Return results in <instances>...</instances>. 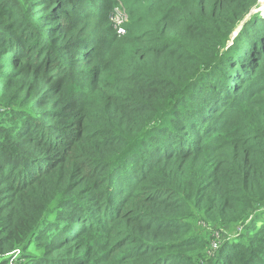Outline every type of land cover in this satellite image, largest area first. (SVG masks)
Masks as SVG:
<instances>
[{
	"label": "trees",
	"instance_id": "obj_1",
	"mask_svg": "<svg viewBox=\"0 0 264 264\" xmlns=\"http://www.w3.org/2000/svg\"><path fill=\"white\" fill-rule=\"evenodd\" d=\"M260 1L0 0V264H264Z\"/></svg>",
	"mask_w": 264,
	"mask_h": 264
},
{
	"label": "rangeland",
	"instance_id": "obj_2",
	"mask_svg": "<svg viewBox=\"0 0 264 264\" xmlns=\"http://www.w3.org/2000/svg\"><path fill=\"white\" fill-rule=\"evenodd\" d=\"M263 0L260 1L259 5L257 7H255L252 12L250 13V15L246 18V21L251 17L252 14L254 13H260L261 15H264V3L262 2ZM241 28V26L239 27ZM238 28V29H239ZM237 29V30H238ZM235 36V35H233ZM226 232V236H227V239H230L232 238L233 236H235L237 234V231L235 229H232V230H225ZM19 253H15L11 256V263L10 264H17V259L19 257L18 255Z\"/></svg>",
	"mask_w": 264,
	"mask_h": 264
},
{
	"label": "built area",
	"instance_id": "obj_3",
	"mask_svg": "<svg viewBox=\"0 0 264 264\" xmlns=\"http://www.w3.org/2000/svg\"><path fill=\"white\" fill-rule=\"evenodd\" d=\"M113 21L115 23L116 28L118 29V33L120 35H124L126 33V30L124 29L123 24L127 21V15L125 13V10L117 8L113 16Z\"/></svg>",
	"mask_w": 264,
	"mask_h": 264
},
{
	"label": "water",
	"instance_id": "obj_4",
	"mask_svg": "<svg viewBox=\"0 0 264 264\" xmlns=\"http://www.w3.org/2000/svg\"><path fill=\"white\" fill-rule=\"evenodd\" d=\"M240 28L234 33V35L236 36V34L239 32ZM234 37V36H233Z\"/></svg>",
	"mask_w": 264,
	"mask_h": 264
},
{
	"label": "bare ground",
	"instance_id": "obj_5",
	"mask_svg": "<svg viewBox=\"0 0 264 264\" xmlns=\"http://www.w3.org/2000/svg\"><path fill=\"white\" fill-rule=\"evenodd\" d=\"M262 2L264 3V0Z\"/></svg>",
	"mask_w": 264,
	"mask_h": 264
}]
</instances>
